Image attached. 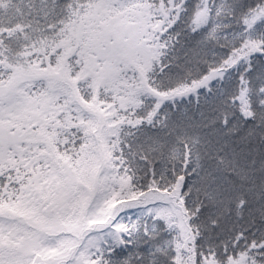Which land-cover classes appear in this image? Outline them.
Returning <instances> with one entry per match:
<instances>
[{
	"label": "snow or ice",
	"instance_id": "1",
	"mask_svg": "<svg viewBox=\"0 0 264 264\" xmlns=\"http://www.w3.org/2000/svg\"><path fill=\"white\" fill-rule=\"evenodd\" d=\"M0 264H264V0H0Z\"/></svg>",
	"mask_w": 264,
	"mask_h": 264
}]
</instances>
